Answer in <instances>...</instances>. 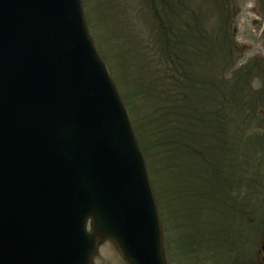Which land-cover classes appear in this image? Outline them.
<instances>
[{"label": "water", "instance_id": "water-1", "mask_svg": "<svg viewBox=\"0 0 264 264\" xmlns=\"http://www.w3.org/2000/svg\"><path fill=\"white\" fill-rule=\"evenodd\" d=\"M106 241L126 264H166L146 163L81 0H0V264H94Z\"/></svg>", "mask_w": 264, "mask_h": 264}, {"label": "trees", "instance_id": "trees-1", "mask_svg": "<svg viewBox=\"0 0 264 264\" xmlns=\"http://www.w3.org/2000/svg\"><path fill=\"white\" fill-rule=\"evenodd\" d=\"M120 1L127 11L122 16L118 12L117 23L141 59L136 74L150 108L149 144L171 169L176 195L202 204L190 217L192 234L200 239V247L205 240L215 247L217 239H231L234 227L237 236L244 237L249 224L247 212L238 207V192L244 188L248 195L249 183L239 158L264 159V131L261 124L252 127L260 97L253 96L250 66L234 64L236 52L227 43L230 30L223 13L218 27L207 30L201 6L193 0ZM232 2L206 0V13L219 15L231 8L233 17ZM218 47L223 63L216 61L217 68ZM244 142L255 145L252 155L236 149L250 146ZM143 147L146 153L147 144Z\"/></svg>", "mask_w": 264, "mask_h": 264}, {"label": "rangeland", "instance_id": "rangeland-1", "mask_svg": "<svg viewBox=\"0 0 264 264\" xmlns=\"http://www.w3.org/2000/svg\"><path fill=\"white\" fill-rule=\"evenodd\" d=\"M84 1L90 33L93 36L98 52L109 66L112 76L116 79L120 93H123L126 97L125 101L130 106V113L137 125L138 134L148 146L146 154L149 156L154 173L155 190L166 207L165 213L163 209L164 216L162 215V219L165 248L169 246L168 254V250H165L168 264H264L261 252V246L264 243V159L262 160L258 155L239 158V162L245 164L244 178L249 183L248 195H246L247 191L243 190L244 188L238 192V197L241 200L238 207L247 212L246 221L249 224L244 237H238V230L234 227V235L231 239L221 238L216 240L215 245H223L225 247L224 250L213 247L210 250L207 247L204 252H197L193 250V246L188 248L187 235L190 232L189 221L191 212L190 210L186 212V209L189 201L185 197L176 195L177 181L171 175V169L162 155L157 153L158 149L151 147L149 144L151 132L147 128V123L150 108L145 98L141 95V90L138 87V75L136 74L141 59L139 56L136 57L133 51L129 54L124 49L123 44H126V40L118 27L116 18L117 12L122 16L127 11V9L125 10V4L120 0ZM193 1L195 5L201 6L207 30L218 27V21L221 23L223 13V20L230 30L227 36V43L234 45L238 52L234 57V64L237 67L242 68V66L248 65L253 60L264 59V0H234L235 5L232 2L236 6L234 17L231 15V8L224 9L219 15L212 12L206 13V0ZM244 47L247 48L246 52H242ZM214 58L216 67L217 63H223L220 47L217 48ZM206 59L207 56H205L203 61L204 65H207ZM255 74L256 70L252 73L253 93L256 95L262 93L261 96H264V75L259 74L257 79H254ZM262 103L259 105V110L262 112L259 121L264 125V101ZM262 129L264 131V126ZM240 141L239 138L236 139L237 143ZM246 144L250 146L236 147V149L238 151L239 149L242 150L240 154L247 152L252 155L255 145ZM233 191H236L234 186ZM237 194L234 196L236 197ZM197 206L202 207V204H197ZM234 229L237 230L236 234ZM260 230H263V233ZM205 241V246H213L214 244L213 242V244H208L209 241ZM205 255L208 257L205 258ZM95 264H124V262L116 250L109 243H106L100 248Z\"/></svg>", "mask_w": 264, "mask_h": 264}]
</instances>
